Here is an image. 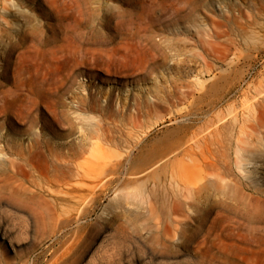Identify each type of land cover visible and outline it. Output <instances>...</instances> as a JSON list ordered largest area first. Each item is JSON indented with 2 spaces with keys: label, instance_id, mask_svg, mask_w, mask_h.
<instances>
[{
  "label": "rangeland",
  "instance_id": "1",
  "mask_svg": "<svg viewBox=\"0 0 264 264\" xmlns=\"http://www.w3.org/2000/svg\"><path fill=\"white\" fill-rule=\"evenodd\" d=\"M0 264H264V0H0Z\"/></svg>",
  "mask_w": 264,
  "mask_h": 264
},
{
  "label": "bare ground",
  "instance_id": "2",
  "mask_svg": "<svg viewBox=\"0 0 264 264\" xmlns=\"http://www.w3.org/2000/svg\"><path fill=\"white\" fill-rule=\"evenodd\" d=\"M147 42L150 46H152L154 49L156 50H161L162 49V40H155L153 41L152 38H148L147 39ZM183 96H186V93H182ZM162 102V101H161ZM91 110L94 109V107L90 106L89 107ZM136 111H137V115L141 114L142 113V110L141 109H137L136 108ZM136 117V116H135ZM133 126H137V120L136 118L133 119ZM138 127V126H137ZM210 129V128H209ZM198 132V131H197ZM97 134L98 136H105L104 134H100V130L97 131ZM205 133V132H204ZM203 134V132H202ZM211 134V133H210ZM147 136V134L144 135V137ZM198 136V135H197ZM206 136V135H204ZM105 138V137H104ZM147 138H142V139H139L134 142L132 145L129 146V148H131V150H140L141 148H144L146 147V141H147ZM202 138V136H201ZM209 137H203L202 139H193V140H198L197 142L195 141V147L196 145L200 146V142L201 140L203 141H207ZM211 138V137H210ZM192 139V138H191ZM181 140V139H180ZM192 140V141H193ZM211 140V139H210ZM209 140V141H210ZM203 141V142H204ZM178 142V141H177ZM180 142V141H179ZM211 142V141H210ZM189 144V143H188ZM194 144V143H193ZM209 144V146L211 145L210 143H207L205 142V145ZM203 145V144H202ZM201 145V146H202ZM204 145V146H205ZM72 146L74 145H71V142L67 141L64 143V147L70 151H73V153L71 154L72 156H70L69 159H66V160H62L60 159L58 156H55L53 154V150H52V146H51V168H53L54 170L53 171H57V170H65V171H62V173L64 174H68V173H73V174H76L77 176H80V177H86V175H90V176H98V178H94L95 180L99 179V177L103 178L104 177V180H101L99 184L95 185L92 189V192L90 194H95V190H97L99 188V186L102 188V189H106L108 188L111 184H113L116 180V178H118L119 176H124V175H129V176H132V175H138V174H144V173H147V175H151V176H154L155 173H164L165 172L171 176H185L189 173L192 172L193 169H185V170H182V171H178V170H175V169H172L170 171H165L164 168H166L168 165L167 163H164L162 165H160L159 167L157 166V162L156 161L157 159L155 158V160L153 159L152 162H148L146 164H144L143 166L139 167V168H133L130 166H128L131 162H132V158H131V155H127L126 157H124L123 159H119V158H109L107 162H105L102 167L99 166L98 169L96 168H88V167H85L84 165L82 164H78L76 162V160L86 151V149H79V148H72ZM163 146V145H162ZM181 146H184L183 143H181ZM189 146V145H188ZM204 147V146H202ZM209 146L207 147L206 151L202 152L203 153V156H205V154L208 152L211 154V152H209ZM165 147V146H164ZM32 149L31 150H37L39 149V143L38 142H33L32 144ZM98 147L93 144H91V149L92 150H96ZM166 149V148H165ZM197 149V148H196ZM162 150V149H161ZM195 150V149H194ZM154 151V149L152 150ZM171 151V150H170ZM132 152V151H130ZM129 152V153H130ZM159 152V151H158ZM160 153V152H159ZM170 153V152H169ZM163 155V154H162ZM172 155V154H171ZM183 155H185V157L188 158V161H193V158L195 157L194 156V153H193V147L190 146L188 149H186L184 152H183ZM196 155V153H195ZM67 156H69V152L67 154ZM157 156V155H156ZM208 156V155H207ZM153 157V156H152ZM155 157V156H154ZM164 157V156H162ZM177 157V156H176ZM175 157V158H176ZM179 158V157H178ZM186 159V158H185ZM190 159V160H189ZM203 159H206V158H203ZM159 160V159H158ZM163 160V159H162ZM151 161V160H150ZM169 161V160H168ZM186 161V160H185ZM184 162V160H183ZM169 163V162H168ZM182 163V162H181ZM187 163V162H186ZM19 164V163H18ZM156 164V167L154 166ZM184 164V163H183ZM28 167H30V165H27ZM11 173H8L6 174L2 180L3 182L5 183L6 187L11 191L12 193V196L13 195H17L20 194L22 191H26L28 190L29 188L26 187V183L21 181V179L19 178V173H20V170L22 167L16 165V162L15 161H11ZM20 167V168H19ZM153 167V168H152ZM158 167V168H157ZM18 168V169H17ZM74 168L75 171H72L71 172V169ZM156 168V170H154ZM204 168V167H203ZM154 174V175H152ZM163 175V174H162ZM157 176V175H156ZM98 181V180H97ZM99 182V181H98ZM31 190V189H30ZM35 190V189H34ZM29 191V190H28ZM33 192V190H31ZM37 191V190H36ZM36 193V192H35ZM89 196V195H88ZM91 196V195H90ZM89 196V197H90ZM80 198L82 200H86L87 196H80ZM88 199V198H87Z\"/></svg>",
  "mask_w": 264,
  "mask_h": 264
}]
</instances>
